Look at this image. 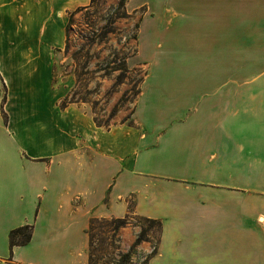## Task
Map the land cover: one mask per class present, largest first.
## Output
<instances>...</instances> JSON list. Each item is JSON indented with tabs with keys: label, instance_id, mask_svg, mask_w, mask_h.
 I'll use <instances>...</instances> for the list:
<instances>
[{
	"label": "crops",
	"instance_id": "crops-1",
	"mask_svg": "<svg viewBox=\"0 0 264 264\" xmlns=\"http://www.w3.org/2000/svg\"><path fill=\"white\" fill-rule=\"evenodd\" d=\"M90 3L0 0V264H89L91 219L129 212L161 222L148 264H264V0H137L136 126L78 109L58 144L72 106L42 117L64 95L54 57ZM25 225L31 241L11 247Z\"/></svg>",
	"mask_w": 264,
	"mask_h": 264
},
{
	"label": "rangeland",
	"instance_id": "rangeland-1",
	"mask_svg": "<svg viewBox=\"0 0 264 264\" xmlns=\"http://www.w3.org/2000/svg\"><path fill=\"white\" fill-rule=\"evenodd\" d=\"M138 5L137 0H126L123 7L119 5V0H98L94 8L73 14L72 21L68 22L66 45L54 57L52 87L64 95L57 102L56 111L51 114L48 108L49 114L42 117L59 121L60 111L69 106H72V111L61 115L64 118L62 130L53 134L49 131L48 138L57 140L58 144H68L78 119L75 114L72 113L71 117L69 114L78 109L106 131L113 126H136L134 114L145 74V67L136 59L139 22L145 10ZM157 43L158 40H155ZM155 85L158 86L156 83L149 84L151 91ZM162 85L168 87L171 84ZM47 86L46 82L42 83L40 90L46 91ZM45 93L47 96L48 92ZM21 101L15 98L16 106ZM60 105L66 108L61 109ZM41 115H37L33 122L39 123ZM23 116L17 114L16 118L21 120ZM79 124L83 127L82 122ZM99 138L101 141H114L117 137L100 133ZM117 140L121 139L118 137ZM56 150V145L53 149L49 148L53 153ZM128 201L129 207H132L133 198ZM113 219L117 218H97L93 221L92 230L88 233L89 264H148V256L160 237L159 223L130 215L129 225L115 231ZM138 237L149 242L142 241L132 249ZM143 246L149 249L146 251Z\"/></svg>",
	"mask_w": 264,
	"mask_h": 264
},
{
	"label": "trees",
	"instance_id": "trees-1",
	"mask_svg": "<svg viewBox=\"0 0 264 264\" xmlns=\"http://www.w3.org/2000/svg\"><path fill=\"white\" fill-rule=\"evenodd\" d=\"M126 0H119V5L121 7L124 6ZM98 4V0H91V3L89 6L87 7H82V8H78L77 10L69 13V22L72 21V16L75 12L81 11L82 9H91L94 8L96 5ZM68 30V27H67ZM68 33V32H67ZM141 92H139L140 95ZM61 109H65L66 107L60 105L59 106ZM96 123V121H95ZM98 125V123H96ZM99 126V125H98ZM101 127V125H100ZM131 208V207H130ZM133 215L132 212H129V214L127 216H125L124 218H117V219H113V221L115 222L116 226L114 228L115 231L120 230L121 228L127 227L129 225L128 219L129 216ZM97 218L91 219L90 221V225H89V229H88V233L92 230V225H93V221L96 220ZM146 220L149 221H155V220H151V219H147ZM159 223V225L161 226V222L157 221ZM32 231H33V225H25L23 227H19L15 230H12L9 234V240H10V245L11 247L15 246V245H26L31 241L32 238ZM142 241H146L149 242V240H147L146 238L143 237H138L135 242L132 245V249L136 248ZM158 245V244H157ZM157 247L156 246L152 252L150 253V255L148 256V261L157 254Z\"/></svg>",
	"mask_w": 264,
	"mask_h": 264
}]
</instances>
